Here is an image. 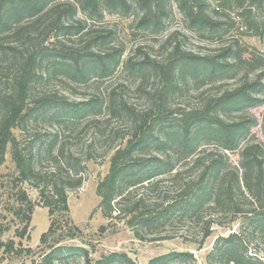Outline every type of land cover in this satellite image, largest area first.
Segmentation results:
<instances>
[{"label":"trees","instance_id":"trees-1","mask_svg":"<svg viewBox=\"0 0 264 264\" xmlns=\"http://www.w3.org/2000/svg\"><path fill=\"white\" fill-rule=\"evenodd\" d=\"M162 1L156 0L158 13H153L151 8L153 17L146 12L141 20L149 21L156 15L161 17ZM178 2L181 11L195 22H211L205 11V1ZM63 4L66 9L57 0H0V64L8 70L15 68L5 83L6 87L0 91V166L10 144L18 171L13 179L15 187L26 181L34 184L40 191L43 204L49 208L51 224L42 241L54 236L51 241L53 249L63 240L75 236L77 227L69 215L68 191L80 187L85 178L76 173L65 179L61 175V161H57L50 172L38 171L36 160L42 154L43 143L38 144V152H35V138L30 139V151L23 153L21 139L14 131L19 130L23 137L34 121V113L58 102L57 96L64 99L58 92H41L38 97L36 82L39 77H50L59 70L68 82L79 86L94 78L110 79L122 68L142 78L137 91H142L149 100L147 107L130 102L125 96L124 85L109 86L103 95L94 94L85 99L65 98L61 107L57 105L58 115L73 122L91 115L100 103L106 106L110 118L124 120L126 129L123 132L111 130L107 136L109 170L97 186L103 214L110 224L114 221L125 223L140 239L153 236L152 241H161L179 237L183 242L194 245L196 251L205 249L214 226L223 225L219 220L221 217L228 214L233 221L238 214L245 212L240 207V199L246 195L260 200L264 198V143L247 142L242 146L252 121H244L243 118L230 121L225 116L230 107L253 102L256 86H252L253 90L246 95L243 86L226 90L198 108L179 112L173 123L170 122L173 113L167 111L168 101L172 92L186 90L191 82L203 75L214 76L231 71L240 60V55L236 54L241 48L229 46L224 55L218 56L195 55L187 51L177 56L179 51H171L164 60L144 57L133 62L131 56L123 59V49H105L111 32L93 29L87 19L97 15L102 18L111 6L128 8L127 0H69ZM59 8H62L61 12L46 30L47 33L52 32L54 45L59 48L61 56L58 63L50 64L47 59L50 56L43 51L49 50L44 47V42L51 33L47 39L44 37L40 47L31 46L30 50V44L34 42L32 34L43 17ZM78 12L85 13L86 17L78 18ZM25 17L30 18L29 24H19ZM14 24L18 40L22 35L32 41L26 42L25 37L15 43L10 41ZM58 28L75 36L77 48L68 46L57 33L53 34V30ZM80 43L86 45L80 46ZM234 51L235 57L230 55ZM151 74L159 82L156 87L144 86L147 75ZM57 137L55 133L44 154L60 160L65 155V148L53 153ZM205 138H213L211 140L216 143H203ZM204 144L207 147L201 149ZM238 149L240 172L239 168L232 172L227 168L230 162L228 152ZM16 200L19 204L11 208L23 224L16 229V235L29 238L34 204L24 191L16 193ZM260 208L263 209L264 204ZM206 209L211 211L209 215L203 214ZM259 221L255 230L261 228V233H264V218ZM177 222L188 224L185 233L171 235L155 230ZM14 246V240L8 243L0 241V249L6 247L12 251ZM72 249L69 248L70 251ZM77 250L87 253L82 247ZM85 256L87 258L88 254ZM113 256L107 259L108 264H111ZM204 258L205 264H264V249L251 247L241 231H231L228 235L216 237ZM119 259L120 264H138L126 253L120 254ZM41 264H55L54 253H45ZM149 264H199V258L194 250L172 251L151 259Z\"/></svg>","mask_w":264,"mask_h":264},{"label":"rangeland","instance_id":"rangeland-1","mask_svg":"<svg viewBox=\"0 0 264 264\" xmlns=\"http://www.w3.org/2000/svg\"><path fill=\"white\" fill-rule=\"evenodd\" d=\"M57 1L62 3L63 9H66L63 3L69 0ZM127 1L128 8L111 6L110 10L104 12L102 18L100 15L93 19L87 18L93 29L102 30L104 33L111 32L105 49L109 51L123 49V59L131 56L134 59L133 62H138L144 57L164 60L171 51H179L177 56H181L185 51L193 52L195 55L218 56L224 55L229 46L241 48V51H237L236 54L240 55V60L231 71L214 76L203 75L191 82L186 90L177 89L171 93L168 101L169 110H167L173 113L170 115V122L176 121L175 117H179V112L198 108L226 90L239 89L243 86L246 95L253 90L252 86H256L254 91L257 93L253 96V102L230 107L226 110L225 116L230 121H239L242 118L244 121H252L241 142L242 146L247 142L262 141L264 143V0H204L205 11L211 21L205 24L195 22L183 13L179 8L178 0H163L161 17L155 14L156 17L149 21H142L141 17L146 12L152 16L151 8L154 9L153 13H158L155 10L156 0ZM204 1L202 0V3ZM62 8L46 14L32 34L34 42L30 44V50L31 46L40 47L44 37L46 36L47 39L51 33V37L44 42V47L49 50L43 51L50 56L47 58L50 64H54L55 61L58 63L61 53L54 45L52 32L47 33L46 29L49 23L56 19ZM77 17L83 18L86 14L78 12ZM29 22L30 18L25 17L19 24L26 26ZM16 27L14 24V29L10 32V41L15 43L22 37L26 38V42L32 41L31 38L22 35L18 40L19 37L14 34ZM53 31V34L57 33L58 38L68 46L77 48L75 36L68 34L63 28ZM85 45L80 43V46ZM234 54L235 51L230 55L235 57ZM42 68L47 70L46 66ZM14 70L15 68L8 70L0 64V91L6 87L5 83L14 74ZM139 81H142L139 75L122 68H119L117 74L110 79L94 78L79 86L68 82L59 70L50 77L45 75L38 78L35 89L38 97L41 92H58L64 96V99L57 96L58 102L49 104L34 113V121L31 122L23 137L19 130H15L14 133L21 139L23 153L30 151V139H37L35 152H38V144L43 143L42 154L36 160L38 171L50 172L57 161H61V175L65 179L68 175L74 176L76 173L85 178L80 187L68 191L69 215L77 230L74 237L63 240L53 249H51V241L54 236H49L46 241H42L43 234L48 231L51 224L49 208L43 204L40 191L34 184L26 181L18 183L15 187L13 179L18 171L12 159L9 144L4 162L0 166V241L8 243L14 240L15 246L12 251L7 250L6 247L0 249V264H41L45 253L50 251L54 253L55 264H108L107 259L113 255L111 264H120L119 255L125 253L138 264H149L151 259L157 256L185 250H194L199 258V264H205L204 257L211 249L215 238L228 235L231 231H241L251 247L264 249V233H261V228L258 231L255 230L256 225L260 223L259 220L264 218V214H260L264 211V208H260V205L264 204V198L260 200L247 195L246 198L240 199V207L245 212L238 214L233 221L228 214L221 217L219 220L223 221V225L214 226L205 249L200 251H196L194 245L183 242L179 237L161 241H152L153 236L140 239L125 223L115 221L114 224L109 223L100 207L101 197L97 186L109 170V156L106 154L109 146L107 136L111 130L123 132L126 129L124 120L118 117L110 118L108 109L104 103V106L100 103L91 115L73 122L58 115L57 105L61 107L65 98L85 99L94 94L103 95L109 86L124 85L125 96L130 102L140 107H147L149 100L142 91H137ZM156 81L154 74L147 75L144 86L156 87L159 83ZM55 133L58 137L53 153L56 151L59 153L60 149L65 148V155L61 156L60 160L44 154L47 151L46 145L50 144ZM211 139L213 138H205L203 143H216ZM205 147L207 145L204 144L201 149ZM240 149L228 152L230 162L227 168L232 172L237 168L240 172ZM19 191L26 192L34 204L29 238L27 236L20 238L16 235V229L21 228L23 224L11 207L19 204L16 200V193ZM210 213L209 209L203 212L204 215ZM187 225V223L177 222L155 230L163 234L180 235L185 233ZM79 247L84 248L87 253L77 250ZM69 248L73 249L70 251ZM86 254H88L87 258Z\"/></svg>","mask_w":264,"mask_h":264}]
</instances>
